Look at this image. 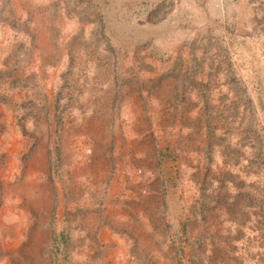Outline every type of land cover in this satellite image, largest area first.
<instances>
[{"label":"rangeland","instance_id":"obj_1","mask_svg":"<svg viewBox=\"0 0 264 264\" xmlns=\"http://www.w3.org/2000/svg\"><path fill=\"white\" fill-rule=\"evenodd\" d=\"M0 264H264V0H0Z\"/></svg>","mask_w":264,"mask_h":264},{"label":"bare ground","instance_id":"obj_2","mask_svg":"<svg viewBox=\"0 0 264 264\" xmlns=\"http://www.w3.org/2000/svg\"><path fill=\"white\" fill-rule=\"evenodd\" d=\"M40 162L43 164V160H40ZM35 160H32V167L34 166ZM43 167L41 168V172L44 171V165H42ZM31 167V168H32ZM32 170V169H31ZM38 185L33 184L32 181H30V183L28 182H21L19 184L16 185V187H12L11 190L15 191V194L21 193V198H24V195L26 193V198L28 200L25 201L26 205L25 207L21 210V213L24 215H26L28 209L30 208L29 212L31 213V211H33L31 209L34 208L36 209L37 212L39 211H47L49 212V209L51 207V202H52V195H51V186L48 184L42 188H38ZM32 190H37L39 191V198L38 199H33L32 197ZM51 198V199H50ZM23 202V199H21V203ZM31 204V205H29ZM41 212H39L40 214H42ZM46 212V213H47Z\"/></svg>","mask_w":264,"mask_h":264}]
</instances>
